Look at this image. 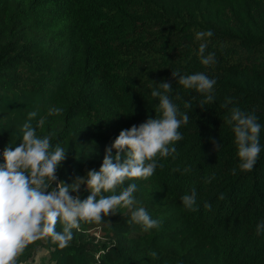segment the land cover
<instances>
[{
	"label": "trees",
	"instance_id": "obj_1",
	"mask_svg": "<svg viewBox=\"0 0 264 264\" xmlns=\"http://www.w3.org/2000/svg\"><path fill=\"white\" fill-rule=\"evenodd\" d=\"M209 30L211 37L196 39ZM201 43L204 56L214 53L209 66L201 63ZM172 71L215 79L213 101L202 109L206 97L184 89ZM160 82L172 83L170 99L189 122L179 128L176 152L158 157L162 168L104 193L135 183L132 209L81 222L64 249L38 240L18 264H264V0H0V164L36 111L37 135L67 151L58 180L72 183L85 167L101 166L122 129L161 115L151 95ZM233 107L254 112L261 124L250 172L239 170L225 122ZM53 108L62 111L50 115ZM193 190L196 210L188 211L181 197ZM78 194L90 192L81 185ZM140 207L158 228L129 223Z\"/></svg>",
	"mask_w": 264,
	"mask_h": 264
},
{
	"label": "clouds",
	"instance_id": "obj_2",
	"mask_svg": "<svg viewBox=\"0 0 264 264\" xmlns=\"http://www.w3.org/2000/svg\"><path fill=\"white\" fill-rule=\"evenodd\" d=\"M212 35L211 30L198 32L196 39L202 40ZM206 48L207 44L201 43L199 55L201 63L209 66L215 59L214 53L203 55ZM172 77H178L176 81L184 89L194 90L206 97L199 103L202 109L213 101L215 79L200 72L180 75L179 71H172ZM171 92V82H160L159 89H153L151 95L159 98L157 111L161 115L122 129L112 144L106 147L99 170H89L85 175L87 179L78 176L70 184L58 180L56 174L67 158V151L59 144L53 148L49 136H38L31 125L37 112L28 113V119L21 126V143L14 149L5 147L2 153L0 264H18L19 257L28 245L38 240L50 241L59 249H64L73 238L72 230H79L81 222L100 223L105 216L118 213L120 208L132 209L135 203L133 194L137 191L135 183L123 187L119 194L105 196L104 193H115L117 188L129 180L148 179L158 166L163 167L162 164L158 165V157H168L176 152L175 143L183 139L179 128L182 124H188L189 115L179 111L170 99ZM229 103L231 101L226 100L222 107H227ZM185 107L191 108L192 105L186 102ZM61 111L60 108H53L49 114L58 115ZM257 121L254 112L248 113L239 107L231 108L230 115L225 118L234 132L241 172L252 171L261 152V124ZM42 124L43 119L37 122V127ZM213 144L216 151L219 143L213 140ZM189 170L186 168L184 171ZM232 173L236 174L235 168ZM82 184L90 192L84 199L78 194ZM223 198L221 195L220 199ZM181 202L186 210L195 211V191L183 195ZM204 207L211 209V204L205 202ZM58 223L63 226L62 231L56 230ZM129 223L140 225L144 231L160 226V221L152 219L143 207L131 211ZM259 229H264V224L258 225ZM149 256L156 258L157 253L151 251Z\"/></svg>",
	"mask_w": 264,
	"mask_h": 264
},
{
	"label": "rangeland",
	"instance_id": "obj_3",
	"mask_svg": "<svg viewBox=\"0 0 264 264\" xmlns=\"http://www.w3.org/2000/svg\"><path fill=\"white\" fill-rule=\"evenodd\" d=\"M99 168H100V166H95V167H85L82 176H85L86 173H87V171H89V170H92V169L99 170ZM84 178L87 179L86 176H85ZM82 186L86 187V186L83 185V184H82ZM41 252H43V249L38 247V251H37V253H36V257L38 256V254H41Z\"/></svg>",
	"mask_w": 264,
	"mask_h": 264
},
{
	"label": "built area",
	"instance_id": "obj_4",
	"mask_svg": "<svg viewBox=\"0 0 264 264\" xmlns=\"http://www.w3.org/2000/svg\"><path fill=\"white\" fill-rule=\"evenodd\" d=\"M0 157H1V150H0Z\"/></svg>",
	"mask_w": 264,
	"mask_h": 264
}]
</instances>
